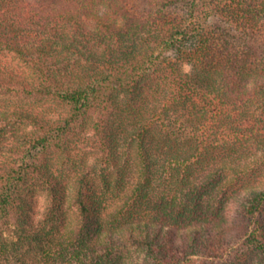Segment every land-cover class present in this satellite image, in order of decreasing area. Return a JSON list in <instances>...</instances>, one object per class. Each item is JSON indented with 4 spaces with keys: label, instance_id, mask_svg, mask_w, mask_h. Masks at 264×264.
<instances>
[{
    "label": "trees",
    "instance_id": "trees-1",
    "mask_svg": "<svg viewBox=\"0 0 264 264\" xmlns=\"http://www.w3.org/2000/svg\"><path fill=\"white\" fill-rule=\"evenodd\" d=\"M33 242L264 264V0H0V261Z\"/></svg>",
    "mask_w": 264,
    "mask_h": 264
},
{
    "label": "rangeland",
    "instance_id": "rangeland-1",
    "mask_svg": "<svg viewBox=\"0 0 264 264\" xmlns=\"http://www.w3.org/2000/svg\"><path fill=\"white\" fill-rule=\"evenodd\" d=\"M139 1V0H132ZM97 14H101V12H97ZM9 63L12 61L10 59ZM14 65L17 62H12ZM185 70H189V66L186 65ZM47 205L48 199L47 194L44 190H38L33 198V214L32 218L34 221V226L37 230L44 229L49 231L51 228H55L58 224L56 218L47 214ZM5 237L9 239V241H16L18 238V229L14 224L10 226L5 231ZM35 242H33L30 248L25 247L19 252H11L7 259L1 260L0 264H32L30 261V256H39L35 247ZM143 252L137 250V248H130L126 253L125 264H143Z\"/></svg>",
    "mask_w": 264,
    "mask_h": 264
}]
</instances>
